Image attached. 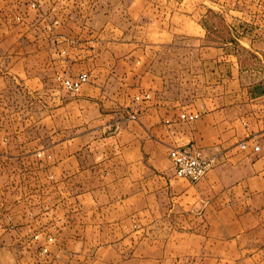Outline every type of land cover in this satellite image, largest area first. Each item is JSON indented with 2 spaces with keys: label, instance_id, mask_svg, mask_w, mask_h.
Returning a JSON list of instances; mask_svg holds the SVG:
<instances>
[{
  "label": "rangeland",
  "instance_id": "374dc122",
  "mask_svg": "<svg viewBox=\"0 0 264 264\" xmlns=\"http://www.w3.org/2000/svg\"><path fill=\"white\" fill-rule=\"evenodd\" d=\"M211 1L217 6L201 3L202 17L195 22L176 15L183 13L181 8L191 15L190 6H180L182 0H0V83L6 104L0 111V134L23 135L19 146L26 145L16 148V159L7 161L0 174L2 187H12L7 198L4 190L0 195V264H104L98 259L123 262L132 257L136 248L123 243L124 233H108L116 207L106 201V179L93 156L84 155L80 175L66 174L67 204L58 210L55 203H43L46 196L56 201L58 191L55 173L43 170L42 151L55 147L53 137L59 132L65 142L80 135L84 149L118 128L134 131L135 97L152 93L154 79L148 58L145 65H136L139 56H128L123 45L142 44L155 32L173 36L171 44L162 45L172 49L158 54L150 69L167 81L162 96L191 104L219 92L226 63L222 57L229 54L222 44L238 45L240 59L246 57L238 40L242 30L260 26L249 18L259 4ZM196 27L202 37L191 36ZM197 46L204 47L203 53L195 51ZM217 58L219 63H212ZM83 73L88 79L78 91L63 87V80ZM168 164V173H174L169 159ZM50 208L57 215L65 209V218L46 214ZM65 227L69 234L61 235ZM12 230L17 235L8 237ZM111 242L115 246L110 250Z\"/></svg>",
  "mask_w": 264,
  "mask_h": 264
},
{
  "label": "crops",
  "instance_id": "0c3cea01",
  "mask_svg": "<svg viewBox=\"0 0 264 264\" xmlns=\"http://www.w3.org/2000/svg\"><path fill=\"white\" fill-rule=\"evenodd\" d=\"M249 1L259 4V10L249 18L256 19L260 26L240 33L238 42L245 58L240 59L238 45L222 44L229 54L222 57L226 63L224 74L218 78L219 92L191 104L162 96L159 91L167 81L150 69L156 65L158 54L172 49L162 45L171 44L173 36L155 32L142 44L123 45L128 47V56H139L136 65H145L144 59L148 58L149 76L154 79L149 100L134 103L139 106L130 121L134 131L126 126L118 128L113 136L84 149L79 147L80 135L73 134L65 142L64 134L59 132L53 137L55 147L42 151L43 170L55 173L53 185L58 191L56 201L46 196L43 203H55L58 210L67 204L69 180L65 176L81 174L84 155L91 154L94 164L103 170L106 201L116 207L110 213L114 222L108 233L123 232V243L136 250L123 262L104 257L98 259L100 263L264 264V0ZM201 3L210 9L217 6L211 0H182L180 6H190L191 15L182 8L179 10L183 13L176 15L180 20L196 22L202 17L198 15ZM199 30L196 27L191 36L202 37L204 32ZM205 50L217 51L215 47ZM195 51L203 53L204 47L197 46ZM219 61L217 58L212 63ZM2 88L0 83V111L6 107ZM181 113L200 116L192 122L176 120ZM24 139L23 135L0 134V174L7 161L16 159V148H26L19 146ZM189 146L213 164L197 183L168 173L169 150ZM254 146L258 151H253ZM5 186L0 183V195L4 190L7 198L12 187L11 183ZM51 209L46 214L65 218V209L58 215ZM133 231L139 235H132ZM61 232L69 234L67 227ZM6 235L14 237L17 232L12 230ZM113 243L107 249H113Z\"/></svg>",
  "mask_w": 264,
  "mask_h": 264
},
{
  "label": "built area",
  "instance_id": "2783aa9c",
  "mask_svg": "<svg viewBox=\"0 0 264 264\" xmlns=\"http://www.w3.org/2000/svg\"><path fill=\"white\" fill-rule=\"evenodd\" d=\"M88 79L87 73L78 75L75 79L63 80V87L71 92H76ZM136 101L149 100L148 94L135 97ZM200 114L198 113H181L176 120H182L185 122H192L198 119ZM134 117V116H133ZM176 120H172L171 123H175ZM245 146L241 145L244 149ZM253 151H258V146L253 147ZM169 159L171 161L174 175L187 179L191 183H197L203 177V175L212 168V161L203 158L198 149L193 146L185 148H173L170 149Z\"/></svg>",
  "mask_w": 264,
  "mask_h": 264
}]
</instances>
